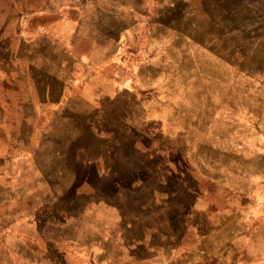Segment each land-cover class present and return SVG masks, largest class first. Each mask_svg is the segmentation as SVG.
<instances>
[{
  "label": "rangeland",
  "instance_id": "374dc122",
  "mask_svg": "<svg viewBox=\"0 0 264 264\" xmlns=\"http://www.w3.org/2000/svg\"><path fill=\"white\" fill-rule=\"evenodd\" d=\"M120 212L264 264V0H0V264Z\"/></svg>",
  "mask_w": 264,
  "mask_h": 264
},
{
  "label": "crops",
  "instance_id": "0c3cea01",
  "mask_svg": "<svg viewBox=\"0 0 264 264\" xmlns=\"http://www.w3.org/2000/svg\"><path fill=\"white\" fill-rule=\"evenodd\" d=\"M46 210L49 215L51 208L48 206ZM56 216H48L45 219L65 220L63 212L60 213L58 208ZM100 223L102 224L99 226L98 223L99 227L91 231L90 237L84 242L80 238L81 224L75 223L78 226L73 241L77 242V248L72 250L73 264H241L237 250H232V259L227 260L222 250L215 254L206 250L186 249L184 244L179 246L176 244L169 249L155 248L147 241L150 233L148 228L142 229L141 238L132 236L133 229L130 225L139 224V221L126 220L122 212L116 219L100 220ZM205 235L199 236L197 241L206 239ZM185 236L188 237L187 234ZM46 240L48 241L47 238ZM186 240L187 238L184 239ZM20 253L21 251L17 252L16 257H22ZM52 253H55L54 256L60 257L61 260L51 259ZM66 256L65 250L47 248L42 252V257L45 259L41 262L42 264H70ZM27 264L32 263L27 262Z\"/></svg>",
  "mask_w": 264,
  "mask_h": 264
}]
</instances>
